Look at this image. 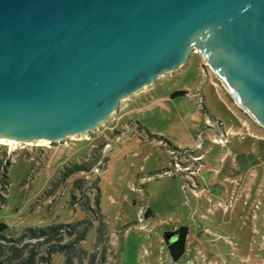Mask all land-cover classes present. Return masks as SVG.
Listing matches in <instances>:
<instances>
[{"label":"rangeland","instance_id":"obj_1","mask_svg":"<svg viewBox=\"0 0 264 264\" xmlns=\"http://www.w3.org/2000/svg\"><path fill=\"white\" fill-rule=\"evenodd\" d=\"M179 91L187 94L173 98ZM14 146L0 142V224L7 237L87 220L82 246L93 252L98 207L108 241L96 264H264V127L196 50L183 66L123 99L91 132ZM95 148L102 156L97 165L63 176L93 160ZM182 226L189 228L187 250L174 262L164 237ZM68 230L59 229L62 243L76 235ZM39 253L49 255L45 246ZM52 264H64V256L55 254Z\"/></svg>","mask_w":264,"mask_h":264},{"label":"water","instance_id":"obj_2","mask_svg":"<svg viewBox=\"0 0 264 264\" xmlns=\"http://www.w3.org/2000/svg\"><path fill=\"white\" fill-rule=\"evenodd\" d=\"M195 50L264 127V0H0V139L91 132Z\"/></svg>","mask_w":264,"mask_h":264},{"label":"trees","instance_id":"obj_3","mask_svg":"<svg viewBox=\"0 0 264 264\" xmlns=\"http://www.w3.org/2000/svg\"><path fill=\"white\" fill-rule=\"evenodd\" d=\"M187 94L184 91H179L172 94V97L184 96ZM92 159L83 164V166L75 165L72 168H68L67 172L63 173V176H68L69 173H73L76 170H91L93 166L101 160V153L98 152V148L93 149ZM3 166L0 163V168ZM61 181L63 179H60ZM77 186H81V181L78 180ZM100 192L96 195V203H99ZM86 209L90 207V200L83 202ZM99 217V225L97 227L95 250L88 252L83 246L82 242L86 239L89 229V222L87 220L75 222L70 225L65 224H52L45 227L28 228L25 232L21 233V236L13 238L7 237L4 231L7 229V225L0 224V264H52V258L55 254H62L64 256V264H83L86 260L88 264H96L97 257L100 253L105 254L107 250V225L105 222V216L101 210L97 207L95 211ZM151 214V210L148 209L146 216ZM83 225L82 229H78V226ZM68 233L73 234L76 232L74 239L68 240L62 243L57 238L59 229L68 228ZM169 235L175 236V240L167 242ZM189 235V228L182 226L173 232H167L164 237V241L167 245L168 251L174 262H178L186 254L187 250V238ZM40 237H46L43 242H38V245L29 247L28 244H23L25 239H38ZM57 241V242H55ZM23 244V245H22ZM39 246H45L48 256L40 255ZM9 262V263H8Z\"/></svg>","mask_w":264,"mask_h":264},{"label":"bare ground","instance_id":"obj_4","mask_svg":"<svg viewBox=\"0 0 264 264\" xmlns=\"http://www.w3.org/2000/svg\"><path fill=\"white\" fill-rule=\"evenodd\" d=\"M48 140H42V141H28V142H17V141H14L12 139H3L1 138L0 139V142L1 143H5V144H9V145H16V144H19V145H31V144H34V143H37V145H45V143L47 142ZM15 147V146H14Z\"/></svg>","mask_w":264,"mask_h":264},{"label":"crops","instance_id":"obj_5","mask_svg":"<svg viewBox=\"0 0 264 264\" xmlns=\"http://www.w3.org/2000/svg\"><path fill=\"white\" fill-rule=\"evenodd\" d=\"M176 230V229H175Z\"/></svg>","mask_w":264,"mask_h":264}]
</instances>
